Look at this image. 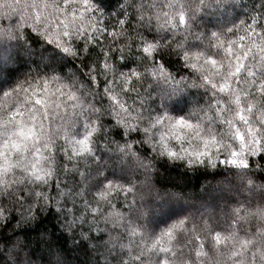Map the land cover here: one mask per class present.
Instances as JSON below:
<instances>
[{
	"label": "clouds",
	"instance_id": "9594fccd",
	"mask_svg": "<svg viewBox=\"0 0 264 264\" xmlns=\"http://www.w3.org/2000/svg\"><path fill=\"white\" fill-rule=\"evenodd\" d=\"M0 264H264V0H0Z\"/></svg>",
	"mask_w": 264,
	"mask_h": 264
},
{
	"label": "snow or ice",
	"instance_id": "6c2138e0",
	"mask_svg": "<svg viewBox=\"0 0 264 264\" xmlns=\"http://www.w3.org/2000/svg\"><path fill=\"white\" fill-rule=\"evenodd\" d=\"M166 235H167V233H166Z\"/></svg>",
	"mask_w": 264,
	"mask_h": 264
}]
</instances>
